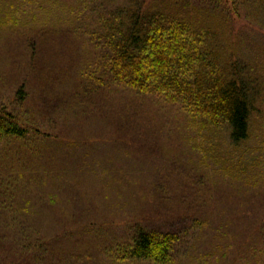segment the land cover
I'll return each instance as SVG.
<instances>
[{
    "label": "rangeland",
    "instance_id": "rangeland-1",
    "mask_svg": "<svg viewBox=\"0 0 264 264\" xmlns=\"http://www.w3.org/2000/svg\"><path fill=\"white\" fill-rule=\"evenodd\" d=\"M4 1L0 115L28 134L0 133V264H264L258 2L216 1L232 16L219 29L222 51L247 61L261 83L249 136L234 144L225 125L203 129L179 104L107 83L93 33L127 0ZM89 140L99 142L89 149ZM75 157L82 176L57 171ZM96 161L98 177L88 163ZM138 227L180 235L167 262L130 254Z\"/></svg>",
    "mask_w": 264,
    "mask_h": 264
},
{
    "label": "trees",
    "instance_id": "trees-1",
    "mask_svg": "<svg viewBox=\"0 0 264 264\" xmlns=\"http://www.w3.org/2000/svg\"><path fill=\"white\" fill-rule=\"evenodd\" d=\"M32 1L26 0L27 5ZM216 1L207 0L198 6L191 0H127L101 14L100 27L94 28L93 35L101 39L98 44L104 51L101 60L107 83L179 104L191 122L203 129L225 125L229 140L238 144L249 136L261 83L251 74L247 61L222 51L219 29L232 16L228 7L216 8ZM250 1L240 3L250 4ZM254 1L258 2L259 11L264 12V0ZM82 2L84 7L85 0ZM79 13L85 15L84 9ZM6 116L7 119L0 115L1 135L28 134L27 127L20 126L10 114ZM108 139V142L113 140ZM88 142L92 149L99 141ZM69 145L72 146L71 142ZM88 163L92 166L90 175L98 177L94 169L97 161ZM105 165L107 168L106 163L101 166ZM83 167L75 157L70 168L61 167L57 171L70 176L73 171L80 177ZM112 174L106 172L100 178L105 181ZM180 239L174 231L138 227L129 247L130 254L165 263Z\"/></svg>",
    "mask_w": 264,
    "mask_h": 264
}]
</instances>
